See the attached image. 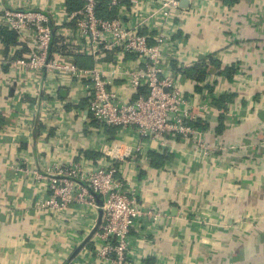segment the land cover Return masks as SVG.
Returning <instances> with one entry per match:
<instances>
[{
  "label": "crops",
  "instance_id": "crops-1",
  "mask_svg": "<svg viewBox=\"0 0 264 264\" xmlns=\"http://www.w3.org/2000/svg\"><path fill=\"white\" fill-rule=\"evenodd\" d=\"M12 3L0 0V264H111L94 256L102 245L95 238L102 203L73 202L56 214L46 208V183L36 175L77 154L108 165L106 146L119 142L134 153L139 136L132 129H97L86 112L84 85L69 79L58 99L19 98L16 85L5 90L12 61L28 51L1 21ZM183 8L173 23L181 43L174 71L198 63L206 68L201 89L181 72L179 84L200 112L206 142L224 151L206 157L192 138L148 142L117 163L124 192L135 189L145 213L129 235L132 261L264 264V0H193ZM232 66V79L221 74ZM228 95L234 97L226 108L214 104ZM151 152L169 158L153 167ZM197 217L211 223L205 227Z\"/></svg>",
  "mask_w": 264,
  "mask_h": 264
},
{
  "label": "built area",
  "instance_id": "built-area-1",
  "mask_svg": "<svg viewBox=\"0 0 264 264\" xmlns=\"http://www.w3.org/2000/svg\"><path fill=\"white\" fill-rule=\"evenodd\" d=\"M33 1L14 0L4 10L1 21L28 49L12 61L5 90L16 85L17 97L58 99V89L69 79L84 85L86 112L97 129H132L140 139L134 153L119 142L106 146L102 154L108 165L90 163L77 154L69 163L37 174L49 193L45 206L60 214L73 202L97 207L102 203L95 234L102 245L94 256L111 264H134L129 235L145 213L136 190L124 192L117 163L134 158L148 142L164 146L192 138L206 157L224 151L206 142L204 131L196 126L200 112L174 71L181 43L173 23L185 13L183 0H81L82 7L73 11L66 2L60 6L55 0L53 5ZM100 8L110 14L101 16ZM80 56L92 59L93 65L79 64Z\"/></svg>",
  "mask_w": 264,
  "mask_h": 264
},
{
  "label": "trees",
  "instance_id": "trees-1",
  "mask_svg": "<svg viewBox=\"0 0 264 264\" xmlns=\"http://www.w3.org/2000/svg\"><path fill=\"white\" fill-rule=\"evenodd\" d=\"M222 1L225 4L233 5V4H237L240 0H222ZM66 5H67L69 11H73V10L81 8L83 3L81 0H67ZM99 14L101 16H107L110 13L106 12L104 9L100 8ZM111 15H112V13H111ZM76 60L78 62L77 58H76ZM216 65H217V67H220L218 62L216 63ZM178 72L179 73L181 72L184 75V77L195 80L196 84L198 86L197 88H199V89H201L200 85L205 83L207 75H208L206 68L202 64H199V63L193 65L192 67H186L184 69L180 68V69H178ZM220 72H221V74L225 75L227 78L232 79L233 73H236L237 69L233 66L232 67H225V69L221 70ZM232 97H234V96H232V95L221 96L218 99L214 100V102H215L214 104L217 107L223 106L226 108L227 103L232 102V101H230L232 99ZM196 126L199 127L198 123L196 124ZM149 156L152 160L151 165L153 167H158V166L163 165L165 163V160H167V158H169V156H167L165 154L163 155V154L156 153V152H151Z\"/></svg>",
  "mask_w": 264,
  "mask_h": 264
},
{
  "label": "rangeland",
  "instance_id": "rangeland-1",
  "mask_svg": "<svg viewBox=\"0 0 264 264\" xmlns=\"http://www.w3.org/2000/svg\"><path fill=\"white\" fill-rule=\"evenodd\" d=\"M199 219H200V218H199ZM202 221H203V224H201V225H203V226H205V227L211 223V221L205 223V221H204L203 219H202ZM205 227H204V228H205Z\"/></svg>",
  "mask_w": 264,
  "mask_h": 264
},
{
  "label": "water",
  "instance_id": "water-1",
  "mask_svg": "<svg viewBox=\"0 0 264 264\" xmlns=\"http://www.w3.org/2000/svg\"><path fill=\"white\" fill-rule=\"evenodd\" d=\"M186 3H187V1L186 0H183L182 1V6H185Z\"/></svg>",
  "mask_w": 264,
  "mask_h": 264
}]
</instances>
